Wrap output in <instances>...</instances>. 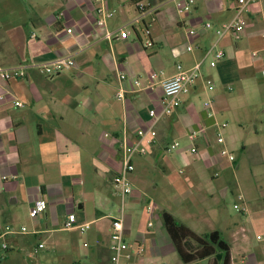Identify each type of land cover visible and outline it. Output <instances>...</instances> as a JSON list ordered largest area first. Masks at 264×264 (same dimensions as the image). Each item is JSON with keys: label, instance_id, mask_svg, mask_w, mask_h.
Returning a JSON list of instances; mask_svg holds the SVG:
<instances>
[{"label": "crops", "instance_id": "1", "mask_svg": "<svg viewBox=\"0 0 264 264\" xmlns=\"http://www.w3.org/2000/svg\"><path fill=\"white\" fill-rule=\"evenodd\" d=\"M102 3L112 13L105 21L110 41L96 26ZM137 3L145 5L140 17ZM236 7L233 0H194L190 13L178 14L172 0H0L1 66L44 65L63 57L75 62L49 77L28 67L24 78L0 80V264H111L115 218L123 220L129 245L123 264H183L162 211L199 236L219 232L230 246L231 264H264V187L256 179L249 185L248 176L253 172L264 180V175L247 167L262 163L264 169V125L255 126L246 140L241 122L232 125L225 118L234 92L247 91L258 75L264 81V0L247 6L239 40L219 37L216 29L233 18ZM207 22L212 27L202 30ZM122 27L130 32L126 40L117 37ZM187 29L199 34L189 37ZM148 39L151 47L145 46ZM214 43L224 58L215 67L205 61L196 86L180 95V106L159 116L161 82L175 74L177 64L192 67ZM121 74L139 79L141 87L120 81ZM121 86L124 98L118 99ZM201 91L207 100L198 106ZM150 126L156 143L132 159L131 190L122 195L113 184L122 168L120 144L135 143L136 131ZM174 142L177 152L171 154L174 150H166ZM177 165L187 167V174ZM180 174L191 187L187 205L170 195ZM145 198L153 203L152 220ZM40 201L45 209L31 218ZM235 201L246 207L239 214L247 227L231 214ZM70 214L75 226L90 228L65 229ZM5 227L27 231L4 234ZM253 235L261 245L251 243ZM43 240L50 248L35 253ZM202 261L211 264V258L196 264Z\"/></svg>", "mask_w": 264, "mask_h": 264}, {"label": "built area", "instance_id": "2", "mask_svg": "<svg viewBox=\"0 0 264 264\" xmlns=\"http://www.w3.org/2000/svg\"><path fill=\"white\" fill-rule=\"evenodd\" d=\"M237 7L234 10V16L227 22H224L216 29V33L219 37H222L225 34H230L235 40H239L243 35L244 29L246 27V9L247 6L251 3L260 1V0H233ZM174 3L175 9L178 14H188L190 13L194 0H172ZM138 11V17H140L145 12V5L143 3H137L136 5ZM112 13L106 8V6L102 3L100 7L97 9V20L96 26L98 29L104 30V38L107 40H111L113 33L106 30L105 21L109 17H111ZM212 25L207 22L202 25V30L210 29ZM66 33L71 34L72 29H67ZM145 33L149 35L148 29H145ZM129 30L127 27H122L119 29L117 37L121 40H126L129 37ZM199 32L194 29H189L187 31V35L189 37L197 36ZM264 37V33H263ZM146 47H151L152 42L148 39ZM188 51L192 50V46L189 45L187 47ZM224 52L220 49L217 44H213L210 48H208L202 59L190 68H183L181 64L176 65V72L172 77H169L161 82V88L163 93L162 98V112L159 116H168L171 115L172 112L180 106V95L188 94L192 91V89L196 86L197 82L201 79V67L202 64L208 60V64L210 67H215L216 63L224 58ZM75 66V62L71 57H63L57 58L53 61H50L44 65H22V66H15V67H3L0 65V80L2 81H9L11 79L16 78H24L26 75V69L29 67L36 68L39 72L43 73L46 76H53L56 73H59L65 69H71ZM264 77V70L262 72ZM120 81L130 80L131 83L135 87H141V81L137 78L127 77L125 75L119 76ZM208 88L212 89L211 82H207ZM125 89L121 86L117 92V98L123 99L124 98ZM14 105L21 106L19 101H15ZM150 116H156V112L154 110L149 112ZM226 125H222L221 127H225ZM197 136V133L192 131L189 134V138L194 140ZM156 131L154 127L150 126L146 129H138L136 131L135 136V143L129 144L125 140L122 141L120 144V154H121V164L122 168L118 174H116L113 178V184L120 190L122 195H127L131 190V184L128 179V174L134 170V166L132 164V159L135 156H144L148 153L149 148L156 143ZM218 143H223V138H217ZM178 147V143L174 142L167 147V152H171ZM191 153H196V149L192 147L190 149ZM221 155H225L228 157L229 161L233 162L234 157L229 155L226 150L221 151ZM234 209L239 212H245V206H239L234 204ZM45 209V203L39 202L33 208H31L29 212V216L31 218L37 217V215ZM153 206L151 204L147 205V212L150 216V219L153 218ZM75 217L73 214H70L67 217L63 227L65 229H72L77 228L81 232H85L90 228V223H83L81 225H74ZM152 224L149 223L148 226ZM27 230L25 227H21L18 231L10 228L5 227L4 234H15L25 233ZM3 249L7 248L6 244L2 245ZM43 244H38L35 248V253L39 250L43 249ZM129 249V245L125 240V233H124V225L123 220L121 218H115L111 222V235H110V244H109V251H110V263L111 264H123V258H129L127 251ZM143 252L142 247L136 248L135 253L140 255Z\"/></svg>", "mask_w": 264, "mask_h": 264}, {"label": "rangeland", "instance_id": "3", "mask_svg": "<svg viewBox=\"0 0 264 264\" xmlns=\"http://www.w3.org/2000/svg\"><path fill=\"white\" fill-rule=\"evenodd\" d=\"M207 61H209V58ZM258 77L259 79L254 80L253 81L254 85L251 88L247 89V91L239 92V93L234 92L231 95L232 98L230 99V106H229L230 109L227 111L228 113L225 115V118L232 125L236 124L237 122H241L243 128H245L244 132L247 133L245 135L246 140L251 139L255 126H260V124L264 125V85L262 84L264 81L261 80L259 75ZM206 100H207L206 93L203 91H201L195 98L196 105L198 106L203 105L204 102H206ZM175 152H177V149L174 150L171 154H174ZM254 154H255V157L257 158L260 157L258 153L255 152ZM247 167L251 171L254 170L256 173L264 175V169L262 168V163H258V165L253 168H251L249 165H247ZM179 169L181 170L182 174H187V171H188L187 167L180 168V166L177 165L176 170H179ZM248 176L250 179L249 185L251 183H254L256 179L258 184L264 187V184L262 183L264 182V180L254 177L253 172L251 173V175L249 173ZM173 186H174L173 193L172 192L170 193V195L173 194L172 198H174V200L175 198L178 199L179 203L183 205L189 204L191 202V187L186 184L181 174L179 176L177 175V178L173 181ZM146 200L148 199L146 198L144 199L145 208L147 204L151 203L150 201L146 204ZM234 204L240 206L239 201H235ZM233 206H234L233 203H230L229 209L231 211L232 216L238 221L242 222L245 227H247L248 225L247 219H244L242 215L239 214V211L235 210ZM158 217L159 216L155 215V218H154L155 223L159 221ZM252 238L253 239L251 240V243H253V245H261V243H258L255 240L254 235ZM42 242H44L42 244H44L45 246V248L42 249V251L50 248L49 244H47L45 240H43ZM232 255L234 258V262L237 263L239 260V255H237L235 250H233ZM209 262L202 261L201 264H207Z\"/></svg>", "mask_w": 264, "mask_h": 264}, {"label": "trees", "instance_id": "4", "mask_svg": "<svg viewBox=\"0 0 264 264\" xmlns=\"http://www.w3.org/2000/svg\"><path fill=\"white\" fill-rule=\"evenodd\" d=\"M160 217L183 264H196L206 258H211V264H231L230 246L219 232L199 236L168 212L162 211Z\"/></svg>", "mask_w": 264, "mask_h": 264}]
</instances>
